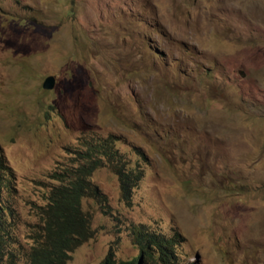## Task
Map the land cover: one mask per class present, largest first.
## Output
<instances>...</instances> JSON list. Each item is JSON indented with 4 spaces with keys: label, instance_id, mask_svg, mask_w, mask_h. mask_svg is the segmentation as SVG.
Instances as JSON below:
<instances>
[{
    "label": "rangeland",
    "instance_id": "rangeland-1",
    "mask_svg": "<svg viewBox=\"0 0 264 264\" xmlns=\"http://www.w3.org/2000/svg\"><path fill=\"white\" fill-rule=\"evenodd\" d=\"M110 134L144 178L127 207L118 177L95 171L111 210L83 200L94 236L67 264L131 260L130 223L179 231L183 264H264V0H0L20 245L80 139Z\"/></svg>",
    "mask_w": 264,
    "mask_h": 264
},
{
    "label": "trees",
    "instance_id": "trees-1",
    "mask_svg": "<svg viewBox=\"0 0 264 264\" xmlns=\"http://www.w3.org/2000/svg\"><path fill=\"white\" fill-rule=\"evenodd\" d=\"M80 140L85 149L71 151L74 164L52 175L58 185L50 190L47 204L39 207L41 224L31 231L33 243L28 247L17 239V175L0 144V264H67L75 250L94 236L90 216L82 209L83 200L94 199L105 214L111 210L106 194L92 180L99 168H109L118 177L122 201L127 207L134 205V189L143 180L144 170L131 165L118 147L121 137L110 134ZM129 147L145 156L138 147ZM128 231L137 256L118 260L110 249L100 264H183L178 250L186 238L176 229L167 235L146 224L130 223Z\"/></svg>",
    "mask_w": 264,
    "mask_h": 264
},
{
    "label": "water",
    "instance_id": "water-1",
    "mask_svg": "<svg viewBox=\"0 0 264 264\" xmlns=\"http://www.w3.org/2000/svg\"><path fill=\"white\" fill-rule=\"evenodd\" d=\"M56 84H57L56 78L54 76H49L45 79L43 83V88L45 90L52 91L53 89H55Z\"/></svg>",
    "mask_w": 264,
    "mask_h": 264
},
{
    "label": "clouds",
    "instance_id": "clouds-1",
    "mask_svg": "<svg viewBox=\"0 0 264 264\" xmlns=\"http://www.w3.org/2000/svg\"><path fill=\"white\" fill-rule=\"evenodd\" d=\"M56 82H57V80H56ZM56 86H57V84H56ZM54 90V89H53Z\"/></svg>",
    "mask_w": 264,
    "mask_h": 264
},
{
    "label": "bare ground",
    "instance_id": "bare-ground-1",
    "mask_svg": "<svg viewBox=\"0 0 264 264\" xmlns=\"http://www.w3.org/2000/svg\"><path fill=\"white\" fill-rule=\"evenodd\" d=\"M18 248V247H17ZM20 256V255H19Z\"/></svg>",
    "mask_w": 264,
    "mask_h": 264
}]
</instances>
